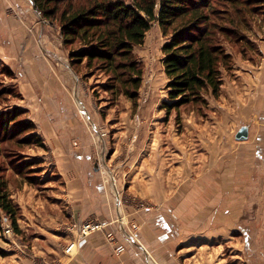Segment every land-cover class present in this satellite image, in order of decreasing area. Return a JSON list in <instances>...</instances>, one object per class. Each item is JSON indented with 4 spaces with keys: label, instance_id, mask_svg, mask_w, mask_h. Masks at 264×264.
I'll use <instances>...</instances> for the list:
<instances>
[{
    "label": "rangeland",
    "instance_id": "obj_1",
    "mask_svg": "<svg viewBox=\"0 0 264 264\" xmlns=\"http://www.w3.org/2000/svg\"><path fill=\"white\" fill-rule=\"evenodd\" d=\"M17 2L0 0V117L15 126L31 120L37 129L30 132L26 126L23 130L16 126L15 131L6 133L0 128V175L7 180L11 197L18 207V229L9 215L7 221L1 218L0 264H65L63 258L55 255V239H62L61 250L68 257L80 250L84 238L94 233L103 234L116 256L120 257L126 250H135L141 263L156 264L147 247L138 239L133 242L126 239L124 230L138 236L142 229L138 213L153 209L155 218L150 217L152 223L154 221L150 233L154 235L153 227L156 233L164 231L161 216H168V208L173 204L169 203L166 208L163 203L167 199L169 202L171 196H178V185L195 183L201 168L211 166L208 162L213 151L216 167L221 175L227 176V168L232 163L223 156L226 154L223 151L227 148V137L231 140L233 134L228 129L216 128L212 121L228 118L227 109L220 104L226 79L234 78L238 67L260 60V48L264 45V0H213L218 14L212 18L231 29L228 41L219 35L232 54L230 66L222 67V93L215 98L207 92L204 94L206 102L191 103L170 113L162 106L168 95L169 78L163 52L168 37L159 22L153 23L144 42L134 48V55L143 67V80L137 98L133 99L123 92H114L109 86L112 83L110 76L98 66L87 68L85 62L73 65L70 51L75 45L64 43L58 22L43 17L33 0H24L26 5ZM20 5L28 8L25 17L20 12ZM27 12L31 13H28L29 17ZM18 29L21 36L15 34ZM29 40L39 55L49 47L57 56L39 59L34 55L35 48L30 49L34 51L31 57L26 55L20 42ZM244 61L247 63L243 64ZM57 83L60 91H65L75 103V111L64 110L66 106L61 104L55 106L56 101L51 102L48 98L55 96ZM59 97L61 100L63 96ZM84 103L90 112L85 111ZM60 120L65 124L77 121L75 126L78 127L71 135V156L63 158L60 153L67 151L62 146L57 150L59 146L53 138L57 131L55 125L60 126ZM82 124L86 127L83 131L80 129ZM88 137L91 143H83ZM235 150L238 155L240 149ZM89 155L91 161L87 159ZM243 161L245 182L239 180L240 185L237 184L240 188L237 187L233 214L236 222L249 221V232L261 233V236L255 235L252 251L245 253L246 239L236 224L232 231L236 247L224 248L229 259L222 263L264 264V223L261 220L264 217V167L260 170L261 162L249 155ZM72 164L80 170L98 171V183L105 186V196L110 199L108 208L101 204V210L106 212L83 211L81 203L70 196L66 172ZM112 168L116 174L108 172ZM157 180L164 181L166 188H162ZM149 182L159 185L156 186L157 200L162 201L153 203L136 192L138 184ZM188 211V215L202 219H193V223L188 224L198 231L210 230L214 226L210 218L218 215L217 209L212 207ZM186 213L177 215H184L179 217L186 219ZM99 223L106 225L90 230L88 234L82 233L87 224ZM8 224H11L10 233ZM109 232L114 233V241L108 239ZM204 241L207 248L213 240L210 237ZM71 243L75 246L72 251H67ZM118 247L123 248L120 253Z\"/></svg>",
    "mask_w": 264,
    "mask_h": 264
},
{
    "label": "crops",
    "instance_id": "obj_2",
    "mask_svg": "<svg viewBox=\"0 0 264 264\" xmlns=\"http://www.w3.org/2000/svg\"><path fill=\"white\" fill-rule=\"evenodd\" d=\"M18 2L21 4L24 3L25 5L27 4L24 0H18ZM19 9L25 17L28 8L20 5ZM33 11L37 12L35 9H33ZM28 13L30 12H27V15ZM20 33L21 31L19 30L16 31L15 34L21 36ZM20 43L22 44L21 47H25L26 49L24 53L30 57L33 55L34 51V55L42 60L45 59V57L48 59L49 57L54 58L57 56L49 47L46 48V50L40 51L41 55H39L31 40ZM36 43L37 42L34 41V44ZM31 48H35L36 50L32 51L30 50ZM260 50L262 54L259 61L256 63L250 62L249 60L248 63L244 61L243 64L247 63V65H244V67H238L234 78L226 79L222 96L223 100L220 104L227 109L226 112L228 113V118L224 121H212V124L216 128L228 129L233 134L231 140L230 136L227 137L229 139H225L227 148L223 151L226 153L223 156L228 159L229 163H232L227 168V176L225 174L221 175V171L216 167V161H214L213 158V156H215V151H213L211 161L208 162L211 163V166L201 168V173L197 176L195 183L189 185L188 183L185 184V182L178 185V196L174 198L171 196L169 202L167 199V201L163 203L166 208L167 205H170L169 203L173 204V206H169L168 208V216H161L164 219V221H162L165 225L163 226L164 231L161 232L160 230L159 233H156V228L153 227L154 235L150 233L151 227L154 223V221L152 223L153 219L151 218H155L153 209L141 211L138 213V216L135 214L142 224V229L138 233V240L140 244L147 247V250L151 253V257L156 261V264H223V261L229 259V255L227 257V253L225 254L223 252L224 248L235 249L236 247V242L232 235V231L235 230L236 224L246 239V244H244L245 253L246 251H252V245L256 241L255 235L261 236V233H250V222L245 220H239L236 222V218L233 214L234 209L236 208L237 187L238 189L240 188L237 184L240 185L239 180L243 181V184L245 182L246 173H244V170H246V168L242 165L244 163L243 160L249 155L251 159L253 158L261 162V164H259L260 170L264 167V165H262L264 164V45H261ZM55 87V96L48 97L51 102L52 100L53 102L56 101L57 104L54 103L53 105L59 106L61 104L66 106V108L61 106L64 110L67 109V111L70 110L72 112L74 109L75 111V103L68 94L65 91H60L58 83L55 84ZM60 95L63 96V100H60ZM83 108L85 111L90 112V109L86 107L85 103ZM55 120H58V117L55 118ZM60 122V126L55 125L57 131L55 130L56 137L53 138L57 140V145L59 146L57 147L55 145L57 150L62 146L61 148H64V150L67 151L66 154L60 153L63 158V156H71L70 151L73 150L71 135L77 132L76 129H78V127L75 126L77 121L72 122L71 124H65L64 120H60ZM91 124L94 127L92 122ZM243 126H246L248 129V138L238 140L236 138L237 132ZM80 129L82 131L83 129H86L85 125L82 124ZM230 131H227L228 134ZM83 140V143H91L89 137L88 139L86 138ZM215 146L217 145L215 144ZM236 148L240 149L238 155L236 154ZM215 150L217 153L219 152V149ZM87 159L91 161L92 156L89 155ZM215 159L218 160L219 158ZM218 165L219 164H217V166ZM260 170L259 172L261 173ZM115 171L114 168L108 170V172L112 174H116L117 172ZM66 173L68 179V192L71 197H75L74 199L81 203L84 207L83 211H85V209H94L96 211L94 213L99 214L102 210L105 211L103 208L101 210V204L108 208L110 199L108 195L105 196V186H100L98 183V171H95L94 173L91 171L89 172L88 168L80 170L72 164L71 168L68 169ZM242 176H244L243 180L241 179ZM157 182L158 184L163 185L162 188H166V183L164 181H161L160 183V181L157 180ZM149 183L150 184H138L136 192L141 193L142 196L147 197V199L153 203L162 201L157 200L159 197L156 191V186L159 185L154 186V182L153 184L151 182ZM131 187H134V185ZM245 190L246 188H243V191ZM79 203L77 204L80 205ZM116 203L119 205L117 201ZM178 207L180 208L179 211L176 210ZM203 207L217 209L218 215L210 218V222L214 224V226L207 231L204 229L198 231L197 228L193 230L192 227L188 226L189 223H193L191 220L202 219L193 214L188 215L186 211L189 212L188 209ZM179 213H186V219H180V217H183L184 215H177ZM220 214L222 216H220ZM261 220H263L262 222L264 223V217L261 218ZM176 224H179V227H177ZM181 224H184V226ZM220 224H223V227H221ZM184 230L186 233H183ZM208 236H210L213 241L211 242V246L205 248V245L203 244H207V242H203V240L209 239L210 237ZM262 239L264 240V233L262 234ZM197 240L202 241L199 242ZM55 241L57 242L55 255L56 257L59 256L63 258L65 264H144V262L141 263V258L138 259V257H136L135 250L133 252L126 250L120 257L116 256L101 233H94L84 238L80 242V250L72 253V256L68 255V257L65 256L64 252L61 250L62 239L57 238ZM262 245L264 246V241ZM201 256H204L207 259H201ZM206 260L210 263H206Z\"/></svg>",
    "mask_w": 264,
    "mask_h": 264
},
{
    "label": "trees",
    "instance_id": "obj_3",
    "mask_svg": "<svg viewBox=\"0 0 264 264\" xmlns=\"http://www.w3.org/2000/svg\"><path fill=\"white\" fill-rule=\"evenodd\" d=\"M33 0L43 17L57 21L73 65L85 62L87 68L98 66L111 78L109 85L137 98L142 85L143 67L134 55L155 21L168 40L163 45L167 99L162 106L167 112L182 106L206 102L204 94L215 98L222 93L223 70L229 67L232 54L224 41L231 29L214 20L218 14L213 0ZM159 6L157 8V4ZM0 117V128L8 133L15 124ZM19 123L30 132L37 129L34 121ZM1 211L18 229V207L11 197L7 180L0 175Z\"/></svg>",
    "mask_w": 264,
    "mask_h": 264
},
{
    "label": "built area",
    "instance_id": "obj_4",
    "mask_svg": "<svg viewBox=\"0 0 264 264\" xmlns=\"http://www.w3.org/2000/svg\"><path fill=\"white\" fill-rule=\"evenodd\" d=\"M118 202L119 203H121L122 202V199H121V197L120 196H118ZM1 218L3 219V220H5V221H7L8 220V215H6L5 213H1ZM106 224H101V223H99V224H96V225H92V224H87L84 228H83V231H82V233L83 234H88L89 232H90V230H95V229H99L100 227H103V226H105ZM10 226H11V224H8V232L10 233L11 232V229H10ZM124 232H125V237H126V239H128L129 241H131V242H133V241H135L136 239H137V235H135L133 232H131V231H129V230H124ZM107 237H108V239H110L111 241H114L115 240V235H114V233L113 232H109L108 234H107ZM74 246H75V243H71L69 246H68V248H67V251H72L73 250V248H74ZM141 247H143V249H144V246H141ZM122 247H118L117 248V252L118 253H120L121 251H122Z\"/></svg>",
    "mask_w": 264,
    "mask_h": 264
},
{
    "label": "water",
    "instance_id": "obj_5",
    "mask_svg": "<svg viewBox=\"0 0 264 264\" xmlns=\"http://www.w3.org/2000/svg\"><path fill=\"white\" fill-rule=\"evenodd\" d=\"M249 135L248 129L246 126H243L239 129V131L237 132L236 138L238 140H244L247 139Z\"/></svg>",
    "mask_w": 264,
    "mask_h": 264
},
{
    "label": "bare ground",
    "instance_id": "obj_6",
    "mask_svg": "<svg viewBox=\"0 0 264 264\" xmlns=\"http://www.w3.org/2000/svg\"><path fill=\"white\" fill-rule=\"evenodd\" d=\"M107 171V170H106ZM242 182V181H241ZM121 207V206H120ZM122 214V213H121ZM106 224V223H105ZM137 239H138V236H137Z\"/></svg>",
    "mask_w": 264,
    "mask_h": 264
}]
</instances>
